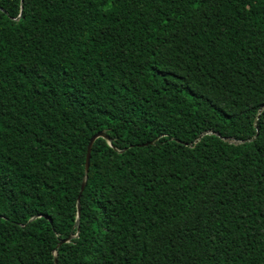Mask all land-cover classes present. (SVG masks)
<instances>
[{
	"label": "trees",
	"instance_id": "trees-1",
	"mask_svg": "<svg viewBox=\"0 0 264 264\" xmlns=\"http://www.w3.org/2000/svg\"><path fill=\"white\" fill-rule=\"evenodd\" d=\"M55 259L264 264V0H0V264Z\"/></svg>",
	"mask_w": 264,
	"mask_h": 264
},
{
	"label": "water",
	"instance_id": "water-1",
	"mask_svg": "<svg viewBox=\"0 0 264 264\" xmlns=\"http://www.w3.org/2000/svg\"><path fill=\"white\" fill-rule=\"evenodd\" d=\"M99 137L105 138L109 143L111 142V138L106 133L105 130L99 131L96 134H94L91 137L90 141H89L88 148H87L86 165H85V173H86V175H85L84 180H83V183H82L81 192L79 194L78 203H77V206H78V218H77V222L76 223H77L78 227H79V221H80L79 218H80V213H81L80 197H81L82 191L84 190V188L86 186V182H87V178H88L92 147H93V144H94L95 140L97 138H99ZM151 143H153V141ZM76 235H74V236H76ZM72 237H73V235L69 236L66 239L61 240L58 245H61L62 243L69 241ZM55 262H56V264H58V260L57 259H55Z\"/></svg>",
	"mask_w": 264,
	"mask_h": 264
}]
</instances>
